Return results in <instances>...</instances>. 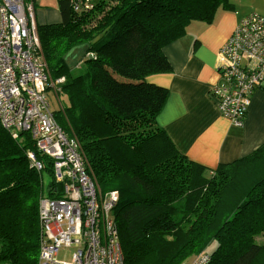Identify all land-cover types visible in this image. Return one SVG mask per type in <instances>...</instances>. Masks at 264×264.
<instances>
[{
	"label": "trees",
	"instance_id": "obj_1",
	"mask_svg": "<svg viewBox=\"0 0 264 264\" xmlns=\"http://www.w3.org/2000/svg\"><path fill=\"white\" fill-rule=\"evenodd\" d=\"M23 1L29 7L37 0ZM231 5L58 0L62 21L44 25L33 10L48 75L36 102L46 103L64 134L81 145L101 190L119 191L113 215L125 264L150 254L157 264H183L202 253L212 254L207 264H264V243L257 240L264 239V144L216 168L190 159L156 123L169 89L147 80L172 70L165 45L193 21L210 22L218 7ZM77 46L85 51L72 67L67 53ZM49 89L67 95L65 117L52 111ZM35 91L33 81L22 90L28 98ZM36 142L31 130L13 131L0 119V262L6 264H39L41 198L62 196L64 183ZM31 151L43 169L32 164ZM212 242L215 248L205 252Z\"/></svg>",
	"mask_w": 264,
	"mask_h": 264
},
{
	"label": "built area",
	"instance_id": "obj_2",
	"mask_svg": "<svg viewBox=\"0 0 264 264\" xmlns=\"http://www.w3.org/2000/svg\"><path fill=\"white\" fill-rule=\"evenodd\" d=\"M14 1L0 0V119L13 131L31 130L38 150L52 161L54 178L64 183L62 196L40 201L45 238L40 264H125L113 215L120 193L101 192L88 172L81 145L64 134L46 103L37 104L48 75L39 54L33 4L26 7L23 0ZM215 68L221 82L210 86V94L220 114L243 127L253 94L264 83V15L252 12L240 20L219 48ZM29 81L36 89L30 98L22 92ZM29 157L38 170L43 169L45 164L33 151ZM64 246L74 247L70 260L58 258ZM209 260V253H203L192 264Z\"/></svg>",
	"mask_w": 264,
	"mask_h": 264
},
{
	"label": "crops",
	"instance_id": "obj_3",
	"mask_svg": "<svg viewBox=\"0 0 264 264\" xmlns=\"http://www.w3.org/2000/svg\"><path fill=\"white\" fill-rule=\"evenodd\" d=\"M232 7H218L210 22L190 23L185 35L164 47L172 70L147 76L169 89L157 125L177 150L212 168L249 155L264 143V83L253 94L243 127L222 116L210 94V86L221 81L215 68L217 52L244 16ZM36 19L40 25L61 22L58 0H37ZM84 51L77 46L67 53L72 67Z\"/></svg>",
	"mask_w": 264,
	"mask_h": 264
},
{
	"label": "rangeland",
	"instance_id": "obj_4",
	"mask_svg": "<svg viewBox=\"0 0 264 264\" xmlns=\"http://www.w3.org/2000/svg\"><path fill=\"white\" fill-rule=\"evenodd\" d=\"M9 1L11 3H15L14 0H9ZM228 2L233 5V7H232L233 10L240 11L242 13V15H244V16H246L252 12H257V13L264 15V0H228ZM35 8H36V6H33L32 10H35ZM10 11H12V10H10ZM47 95H48V98L50 101L52 111H54L58 115H62L65 117V113L62 112V109H63V105L68 102L67 95L64 94L63 92L57 93V92H55L54 89H49L47 92ZM67 106H69V105H67ZM108 106H110V105H108ZM61 112H62V114H61ZM43 180H44L45 187H47V185L49 184V182L51 180L50 173L45 172L44 176H43ZM103 189L101 190V188H100L101 192H103V193L109 192V191H105L104 187H103ZM258 241L261 243H264V239L262 237H259ZM215 245H216V243L212 242L209 246L204 248V250H206L205 252H211V250H213L215 248ZM73 249H74V247H66V246L62 247L60 250V253L58 255V258L64 259V260H70L71 253H72ZM211 255H210V257H211ZM198 256H199L198 254H195V255L193 254L192 256L188 257L183 264H192ZM0 264H6V263L0 262ZM137 264H157L156 254H150V255L146 256L145 260L140 258L139 260H137ZM256 264H260V263L257 261Z\"/></svg>",
	"mask_w": 264,
	"mask_h": 264
},
{
	"label": "bare ground",
	"instance_id": "obj_5",
	"mask_svg": "<svg viewBox=\"0 0 264 264\" xmlns=\"http://www.w3.org/2000/svg\"><path fill=\"white\" fill-rule=\"evenodd\" d=\"M13 129H15V128H12V130H13ZM16 129H19V128H16ZM263 144H264V143H263ZM263 144H261V145H263ZM261 145H260V146H261ZM260 146H259V147H260ZM259 147H258V148H259ZM243 157H244V156H243ZM241 158H242V157H241ZM239 159H240V158H239ZM56 193H57V192H56ZM57 197H58V196H57ZM43 235H44V230H43ZM262 238H263V237H262ZM257 240H259V237H257ZM258 242H259V241H258ZM43 243H45V238H44V236H43V238H42V240H41V246H42ZM259 243H261V242H259ZM41 246H40V251H41ZM39 264H40V253H39Z\"/></svg>",
	"mask_w": 264,
	"mask_h": 264
}]
</instances>
